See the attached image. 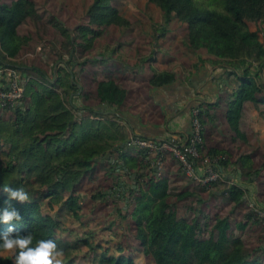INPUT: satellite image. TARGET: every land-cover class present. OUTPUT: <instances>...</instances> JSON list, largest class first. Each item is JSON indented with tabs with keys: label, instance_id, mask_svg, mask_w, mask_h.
Segmentation results:
<instances>
[{
	"label": "trees",
	"instance_id": "trees-1",
	"mask_svg": "<svg viewBox=\"0 0 264 264\" xmlns=\"http://www.w3.org/2000/svg\"><path fill=\"white\" fill-rule=\"evenodd\" d=\"M143 1L148 11L141 12L142 17L156 20V25L138 24L121 11L120 0H0V66L18 65L25 79L19 105L0 109V217L5 210H15L21 217L7 224L0 219V237L13 228L14 236L31 233L33 246L40 239H52L63 251L61 264H147L143 254L154 264H264V236L256 245L246 238L253 225H264L254 204L264 206L250 200L254 194L250 187L262 178L264 156L259 163L253 149L233 159L227 145L206 143L215 109L220 110L231 141L249 143V129L243 126L246 112L251 104L264 105V0ZM174 23L183 25L179 37L189 52L202 55L200 61L227 66L225 95L198 106L201 151L220 156L218 170L225 181L203 186L189 180L178 166L195 187L176 193L171 181L175 177L166 168L168 157L159 175L154 157L132 144L137 136L131 137L121 117L131 88L120 81L133 65L121 49L106 42L108 35L113 41L125 35L131 39L128 43H135L128 30L139 27L153 49L159 41L177 39L170 32ZM135 48L141 55L136 60L139 72L146 67L151 87L176 78L169 69L157 71L153 66L155 49L144 54L140 46ZM100 172L111 179L109 189L115 188L118 200H127V207L118 206L117 212L122 218L130 216L128 224L135 229L131 248L123 242L112 246L118 238L113 225L93 229L84 211L89 198L102 202L115 197L104 189L87 195ZM7 187L23 188L28 201L10 200ZM127 194L134 197L125 199ZM187 199L190 205L181 214L180 203ZM220 202L225 205L211 206ZM245 205L246 212L236 219L233 214ZM65 216L84 230L71 229ZM104 231L112 232L111 238L105 240ZM13 260L12 254L0 253V264Z\"/></svg>",
	"mask_w": 264,
	"mask_h": 264
},
{
	"label": "rangeland",
	"instance_id": "rangeland-1",
	"mask_svg": "<svg viewBox=\"0 0 264 264\" xmlns=\"http://www.w3.org/2000/svg\"><path fill=\"white\" fill-rule=\"evenodd\" d=\"M121 1V11L125 14H127L128 16H130L134 21L136 20L138 24H141V26H146V25H156V20L154 21H149V19H144V17H142L141 12H144L148 9L145 7V3L143 0H120ZM146 11V12H147ZM140 20V21H138ZM147 20V21H146ZM133 31H135L136 28L132 27ZM184 31L183 25L179 24V23H174V25L171 26L170 32L173 33L174 38H177L179 35H182ZM138 32L140 33L141 31L138 29ZM137 33V32H136ZM136 33L134 32L133 36L136 37ZM131 39L130 38H125V35H121L119 36L116 40H111L109 35L108 38L106 40V42H108L112 47H117L119 49H121V52H123L125 49L128 48H132L134 50L135 46H140V49L143 50H147L149 51L150 47H151V40L150 38H148L145 41H140V40H136L135 42V46H132L133 43H128L130 42ZM176 41V39H175ZM174 42V41H173ZM171 43L172 42H167L168 46L171 47ZM165 42L159 41V47L162 49V52L164 53L166 51L165 49V45H167ZM121 45V46H120ZM101 49L99 47L98 50H96L95 52H100ZM162 53V54H163ZM168 62V61H166ZM164 63V62H153L154 67L156 68V70L159 69V71H161V68H159V66H161L160 64ZM134 70V69H133ZM140 71V70H139ZM141 73V74H140ZM148 75L147 74H143V72H139V73H135V72H130L127 73L125 75V78L123 80H121L120 82L123 85H126L127 87L131 88V95L129 96V100H128V109L135 106L136 103V107L137 105H143L145 104L143 107L144 109H148L145 113L146 114H151L152 116L156 117V115H158V111H156L155 109H151L153 106V104L147 103L149 100V95H148ZM232 81H234V78H231ZM120 80V79H119ZM233 83V82H232ZM140 95L141 99L139 100L138 96ZM133 96H137L134 101L133 100ZM144 102V103H143ZM83 103V101H81V104ZM155 108V106H154ZM253 108V109H252ZM251 110V111H250ZM215 120V131H214V135L218 138V140H222V144L227 145L228 149L230 151V153L234 156L233 159L235 158L236 154H239V152L245 151V150H253L255 149L257 151V155H258V160L259 163H261L263 161V156H264V105H258L257 107L254 104H251V108L247 110L246 112V118L244 120V128L246 130H248V134H250V139H249V143L248 145L244 142H232L230 139V132L227 129V126L225 124V120L223 119H219L217 117V115H215L214 117ZM237 156V155H236ZM114 159H116V156H113ZM113 161V160H111ZM179 165L176 164L175 165V170L177 173V175L175 176V179L171 178L172 181V188H173V192H179L184 188H194L195 185H193L190 181H188L186 179V177L184 176V174L182 173L181 169L178 167ZM167 168V166H166ZM165 168V171L167 170ZM123 178V177H122ZM123 179L127 180L126 177H124ZM122 180V179H121ZM132 183L133 180H132ZM111 185V179H108L103 172H100L99 174L95 175L91 181V183L88 186V192L87 195L90 196L92 194V192H97L99 189H104L107 190L108 192L112 193L113 190H115V188L113 189H109ZM90 188H93V191H90ZM251 191L254 192L255 195V200L257 201V203H260V205L264 206V170H262V178L261 181L259 180L258 185L252 186L250 187ZM200 190V194L201 195H207L206 191H203L202 189H198ZM115 193L113 192V195ZM252 194V193H251ZM259 194V195H258ZM128 197H134L131 196L129 194H127V198L124 197L125 199H131ZM257 197L259 199V201L257 200ZM118 200V195L115 194V197H109L106 201H102V202H94L93 200H91V198H89V200L87 201V204L84 207V211L85 213L89 214V217L92 220V226L93 229H102L104 227H107L109 225H113L118 238L115 239L112 242V246H116L117 243L119 242H123L124 245H126L128 248H131L133 246V242H132V235L134 234V230L130 224H128V222H130V216H128V218H122L118 212H117V208L118 206H124L127 207V200L123 201H117ZM253 201V197H251V199ZM191 199H187L184 200L180 203V213L182 214L185 211V208L187 206H189ZM196 201V200H195ZM254 202V201H253ZM225 205L223 202H220L218 204H211V206L215 207V206H223ZM259 205V204H258ZM92 210V211H90ZM129 210H131V206L129 208ZM247 210L246 205L245 206H241L237 212L235 214H233L236 219H239L241 214L239 215V213H245ZM223 211L227 212V208L226 210L223 209ZM229 211V210H228ZM232 211V210H231ZM230 211V212H231ZM215 209L212 211V214H214ZM65 221L67 222V224L70 225V228H80L81 230H84V228L82 227V225L74 220L73 217H69V216H65ZM252 230L249 231V234H246V238L248 239V243L252 244V245H256L259 242L260 237L264 236V225L260 224V225H253L252 226ZM76 232H73V235H75ZM112 232L110 231H104L103 237L104 239H109L111 238ZM72 236V235H71ZM143 254V253H142ZM144 255V254H143ZM143 255H140L141 258L143 259V261H147V264H154L152 259L150 257L144 258ZM140 258V259H141Z\"/></svg>",
	"mask_w": 264,
	"mask_h": 264
},
{
	"label": "crops",
	"instance_id": "crops-1",
	"mask_svg": "<svg viewBox=\"0 0 264 264\" xmlns=\"http://www.w3.org/2000/svg\"><path fill=\"white\" fill-rule=\"evenodd\" d=\"M138 28H136L135 31H133V28H130L128 31L133 34L137 32V36L135 37L136 40H147L148 36H145V29L139 28L141 31L139 33ZM157 37H159V35H157ZM155 41L157 42V40ZM135 45V43L132 44V46ZM154 49L157 52L155 55V62H164L159 66L161 71L169 69L176 74V78L162 87L153 88L149 85V100L147 103L151 102L153 104L151 109L158 111L156 117L145 113L148 110L144 109L143 106L145 104L137 105L136 107V103L135 106L132 107L133 109H128L126 107L127 109L124 110L125 113L121 117L123 121L127 123L131 137L132 135H142L153 138H171L176 135L182 138L186 137L191 131L192 109L203 103H214L225 95L226 90L223 86L227 81L225 76L227 66L224 63H215L210 59L200 61L199 57H202V55L189 52L179 36L176 41L171 43V47L168 46V44L165 45L166 51L164 53L159 51L161 48L157 46L153 49L150 47L149 51L145 49L141 51L144 54H148ZM123 55L133 65L134 70L130 71L139 73L141 66L136 64V60L141 55H139L136 48H134V50L132 48L125 49ZM203 57L205 58V56ZM17 60L18 59H12L13 62H17ZM169 62L170 64H168ZM3 63L5 62L3 61ZM142 68L143 71L141 72H143V74H148L145 70L146 67L142 65ZM157 71H159V69ZM147 77H149V75ZM136 97L137 96H133L132 101H134ZM141 97L140 95L138 96L139 100ZM216 112L217 117L221 119L222 115H219V109H215V111L211 112L213 117H215ZM209 128L211 132H209L206 137L207 145L215 147L219 142L222 144V140H218L214 135V131L216 130L215 123ZM176 164H178V162L171 155L168 156L167 169H169L168 172L170 177H175L176 171L174 170ZM253 198H255L254 194Z\"/></svg>",
	"mask_w": 264,
	"mask_h": 264
},
{
	"label": "built area",
	"instance_id": "built-area-1",
	"mask_svg": "<svg viewBox=\"0 0 264 264\" xmlns=\"http://www.w3.org/2000/svg\"><path fill=\"white\" fill-rule=\"evenodd\" d=\"M18 65L0 66V109L13 110L24 96V82ZM9 73L3 78L4 73ZM209 103V102H207ZM210 111V108H208ZM201 109L194 107L191 111V131L186 137L179 135L171 138H152L135 135L132 144L147 149L149 155L154 157L153 164L162 173L165 160L172 156L181 167L185 176L203 186H210L212 182L225 181L219 172L220 156L215 157L208 153H202L204 145L203 125L201 121ZM254 210L264 217V209L254 204Z\"/></svg>",
	"mask_w": 264,
	"mask_h": 264
},
{
	"label": "clouds",
	"instance_id": "clouds-1",
	"mask_svg": "<svg viewBox=\"0 0 264 264\" xmlns=\"http://www.w3.org/2000/svg\"><path fill=\"white\" fill-rule=\"evenodd\" d=\"M10 200H17L21 203L28 201V194L23 188H4ZM2 221L7 224L12 221H20L21 217L15 210H5ZM14 229L9 228L0 237V253H9L14 256L13 264H61L63 251L58 249L56 242L52 239H40L33 246V236L13 235Z\"/></svg>",
	"mask_w": 264,
	"mask_h": 264
},
{
	"label": "water",
	"instance_id": "water-1",
	"mask_svg": "<svg viewBox=\"0 0 264 264\" xmlns=\"http://www.w3.org/2000/svg\"><path fill=\"white\" fill-rule=\"evenodd\" d=\"M110 157V153H107L106 154V158H109ZM131 178H132V180H133V184H132V187L133 188H135L136 187V181H135V179H136V173H133L132 175H131ZM228 188L227 189H225L224 191H222V193H227L228 192Z\"/></svg>",
	"mask_w": 264,
	"mask_h": 264
}]
</instances>
